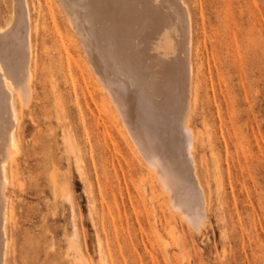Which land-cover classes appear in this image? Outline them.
<instances>
[{"label":"rangeland","instance_id":"rangeland-1","mask_svg":"<svg viewBox=\"0 0 264 264\" xmlns=\"http://www.w3.org/2000/svg\"><path fill=\"white\" fill-rule=\"evenodd\" d=\"M183 1L204 228L166 205L58 0H27L33 92L28 106L15 99L8 264H264V0ZM12 16L0 0V28Z\"/></svg>","mask_w":264,"mask_h":264},{"label":"bare ground","instance_id":"bare-ground-1","mask_svg":"<svg viewBox=\"0 0 264 264\" xmlns=\"http://www.w3.org/2000/svg\"><path fill=\"white\" fill-rule=\"evenodd\" d=\"M58 4L127 140L166 205L200 233L207 202L194 158L196 70L192 16L186 3L58 0ZM31 33L27 0H13L12 19L0 28V264H8L9 255L7 225L12 207L7 167L12 155L20 152V112L15 99L26 104L32 100L28 102L33 92L29 85L34 58ZM55 184L52 179L54 189ZM60 197L71 204L70 194L63 191ZM71 245L78 253L76 240Z\"/></svg>","mask_w":264,"mask_h":264}]
</instances>
